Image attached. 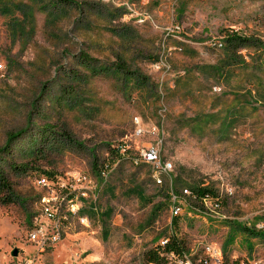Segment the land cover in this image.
<instances>
[{"label": "rangeland", "instance_id": "rangeland-1", "mask_svg": "<svg viewBox=\"0 0 264 264\" xmlns=\"http://www.w3.org/2000/svg\"><path fill=\"white\" fill-rule=\"evenodd\" d=\"M227 31L264 44V0H0V264H147L172 232L189 264H264L250 234L264 220V60L240 49L230 76L198 72ZM151 144L171 163L160 183L140 156ZM43 171L87 175L77 201L96 214L68 216L38 251L27 230L51 196ZM189 185L217 199L191 210Z\"/></svg>", "mask_w": 264, "mask_h": 264}, {"label": "trees", "instance_id": "trees-1", "mask_svg": "<svg viewBox=\"0 0 264 264\" xmlns=\"http://www.w3.org/2000/svg\"><path fill=\"white\" fill-rule=\"evenodd\" d=\"M240 49H252L256 52L259 59L262 57L264 60V44L261 41L254 37L243 35L238 31H227L223 32L221 47L219 49L214 47V50H217L218 52L216 63L214 65L199 67L198 72L202 73V75L208 77L209 79L230 76L232 71H227L229 68L246 63L239 54ZM116 69L120 71L124 70L122 65H117ZM128 76L131 79H134L138 84L144 83L145 86H147L145 78L137 71L128 72ZM119 151L120 150L118 148L117 150H113V153L118 155ZM118 156L121 157V155ZM92 166V170L99 176L101 169L108 170L110 167L108 163H103L102 166L95 164ZM41 176L45 177L49 181H55L57 178L56 175L50 171H43ZM0 186L8 188L6 180L1 174ZM170 191L173 195H175V197L180 196L176 187L170 186ZM180 198L184 199L185 205L189 209L200 211L203 209L205 201L216 200L217 194L211 187L189 185L185 188V193L181 195ZM79 214L89 217L94 216L96 214V208L92 204H84L81 207ZM107 217V215L103 216L105 219ZM250 234L264 240V229H256L255 231L250 232ZM163 239H165L163 245H160L158 242L155 246L147 249L143 253V260L147 264H171L170 261L172 258L183 259L186 256L187 250L185 244L173 232L168 236H164ZM198 264H207V261L206 259H202Z\"/></svg>", "mask_w": 264, "mask_h": 264}, {"label": "built area", "instance_id": "built-area-1", "mask_svg": "<svg viewBox=\"0 0 264 264\" xmlns=\"http://www.w3.org/2000/svg\"><path fill=\"white\" fill-rule=\"evenodd\" d=\"M166 69L168 70V67H166ZM134 122L138 124V119L136 117L134 118ZM138 132H140V130ZM140 156L143 162L151 164L154 171L158 173L155 177L157 183H160V175L169 177L171 163L161 159L159 146L157 144H151L141 150ZM107 172L108 170L101 169L100 176L102 179L107 176ZM68 180H70V183L60 181L58 177L55 181H49L43 176H40L38 179V184L47 187L48 191L51 193L50 197L41 199V217L43 218V222L38 223V220L35 218L34 222L31 223V226L27 230L28 240L39 249L38 251L51 248L54 244L61 241L62 227L65 221H67L68 216H77L83 205L84 200L78 202L77 198L79 194L84 195L85 193L81 191L78 193V190L74 187V183L87 182L88 176L85 174L75 176L69 175ZM178 210V207L173 206L172 214L176 215ZM79 220L81 222L87 221L86 218H80ZM44 221L47 224L44 223ZM257 229H264V220L262 224L257 226ZM164 242L165 239L163 238L159 241L160 245H163ZM213 252L216 253L215 249ZM185 259V257L180 259V264H189Z\"/></svg>", "mask_w": 264, "mask_h": 264}, {"label": "water", "instance_id": "water-1", "mask_svg": "<svg viewBox=\"0 0 264 264\" xmlns=\"http://www.w3.org/2000/svg\"><path fill=\"white\" fill-rule=\"evenodd\" d=\"M16 254H17V250H16V249H13V250L11 251V255L15 256Z\"/></svg>", "mask_w": 264, "mask_h": 264}]
</instances>
